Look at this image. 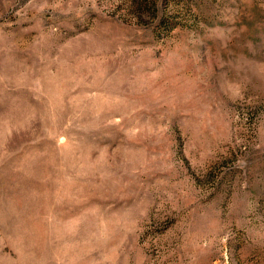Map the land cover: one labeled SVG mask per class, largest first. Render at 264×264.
<instances>
[{"label":"rangeland","instance_id":"rangeland-1","mask_svg":"<svg viewBox=\"0 0 264 264\" xmlns=\"http://www.w3.org/2000/svg\"><path fill=\"white\" fill-rule=\"evenodd\" d=\"M0 264H264V0H0Z\"/></svg>","mask_w":264,"mask_h":264}]
</instances>
